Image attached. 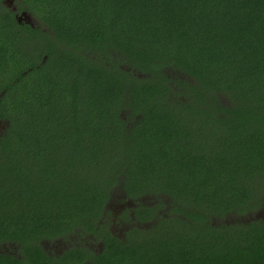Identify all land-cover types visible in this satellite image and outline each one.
Returning a JSON list of instances; mask_svg holds the SVG:
<instances>
[{
  "label": "trees",
  "instance_id": "16d2710c",
  "mask_svg": "<svg viewBox=\"0 0 264 264\" xmlns=\"http://www.w3.org/2000/svg\"><path fill=\"white\" fill-rule=\"evenodd\" d=\"M17 7L34 27L0 4V264L81 263L44 242L102 232L95 264H264V0ZM115 198L124 244L99 223Z\"/></svg>",
  "mask_w": 264,
  "mask_h": 264
},
{
  "label": "rangeland",
  "instance_id": "374dc122",
  "mask_svg": "<svg viewBox=\"0 0 264 264\" xmlns=\"http://www.w3.org/2000/svg\"><path fill=\"white\" fill-rule=\"evenodd\" d=\"M131 202L128 200H123L120 198H115L114 200H110V202L107 205V210L109 211L108 214L103 211V214L100 216L99 223L102 224V226H105L110 231L113 238L120 241L121 243H125V239L127 240L128 236L127 233L131 229L132 225L135 224L132 219V209L130 207ZM163 213L166 212V209H162ZM123 212H126L127 214H122ZM128 216L130 218V221L128 219H123L122 217ZM259 216L258 214L256 217ZM233 220L241 219V217L236 216L235 218H230ZM231 220V221H233ZM140 224V223H138ZM105 227L103 230H105ZM103 233V232H102ZM100 234L98 237H95L91 233H80V234H72L69 235L68 240L70 242H62V241H55V242H44V247L51 253L57 255H62L63 253L60 252L64 247L69 246L68 244L75 246V247H84L88 250H91V254L93 255L99 252L98 246L103 245V239L105 238L104 234ZM127 235V236H126ZM134 243V242H133ZM136 248L135 246H133ZM15 250V249H14ZM13 247H0V251H14ZM74 249H69V252ZM101 250V249H100ZM101 253V252H100ZM99 253V254H100ZM71 263V260H68V264ZM83 264H88L86 261Z\"/></svg>",
  "mask_w": 264,
  "mask_h": 264
},
{
  "label": "flooded vegetation",
  "instance_id": "af4514ba",
  "mask_svg": "<svg viewBox=\"0 0 264 264\" xmlns=\"http://www.w3.org/2000/svg\"><path fill=\"white\" fill-rule=\"evenodd\" d=\"M18 1L19 0H0V4H2L4 7H6L9 11H11L12 13H14V17L15 18H17V16H19L20 14H21V12L23 11V10H18ZM22 23H24V22H21L20 24H22ZM130 207H131V209L134 207L133 206V204H130ZM258 215L259 216H257V217H262V215L263 214H259L258 213ZM132 216V215H131ZM132 219L134 220V217L132 216ZM135 225H137V223H135ZM67 241V243L68 242H70V241H68V240H65V242ZM69 246H66V247H64L62 250H60V252H63V251H65L66 249H74V250H76V252H77V249L78 248H84V247H75V246H72V245H70V244H68ZM87 251H78V253L80 254V255H82L83 257H84V261L83 262H81V263H78L77 261H76V263L74 262L73 264H83V263H85L86 261L88 262V264H95L94 262H92L91 261V250H88L87 248H85ZM98 249H99V252L97 251V253H95V252H93L94 253V255L95 256H97L101 251H102V249H103V245H102V247H101V245H99L98 246ZM101 249V250H100ZM77 253V254H78ZM102 253V252H101ZM100 253V254H101ZM75 260H76V257H75ZM72 262V261H71ZM71 264V263H70Z\"/></svg>",
  "mask_w": 264,
  "mask_h": 264
},
{
  "label": "water",
  "instance_id": "95a60500",
  "mask_svg": "<svg viewBox=\"0 0 264 264\" xmlns=\"http://www.w3.org/2000/svg\"><path fill=\"white\" fill-rule=\"evenodd\" d=\"M16 19H17L18 23L24 22V23L30 25L31 27H34L32 17L30 15V13H28L26 11H22L21 14L19 16H17Z\"/></svg>",
  "mask_w": 264,
  "mask_h": 264
}]
</instances>
